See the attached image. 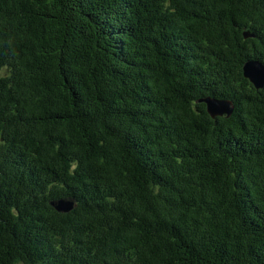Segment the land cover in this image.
<instances>
[{
    "label": "trees",
    "instance_id": "16d2710c",
    "mask_svg": "<svg viewBox=\"0 0 264 264\" xmlns=\"http://www.w3.org/2000/svg\"><path fill=\"white\" fill-rule=\"evenodd\" d=\"M253 60L264 0H0V264H264Z\"/></svg>",
    "mask_w": 264,
    "mask_h": 264
},
{
    "label": "water",
    "instance_id": "95a60500",
    "mask_svg": "<svg viewBox=\"0 0 264 264\" xmlns=\"http://www.w3.org/2000/svg\"><path fill=\"white\" fill-rule=\"evenodd\" d=\"M244 77L257 89H261L264 86V63L257 60L245 63ZM202 102L206 104L207 111L213 118L217 116L229 117L233 111V106L229 101L206 98ZM52 206L59 212H69L72 209L71 203L64 204L61 202H54Z\"/></svg>",
    "mask_w": 264,
    "mask_h": 264
}]
</instances>
